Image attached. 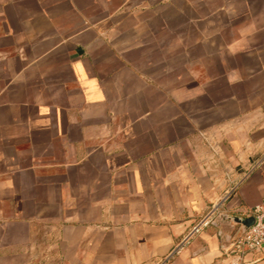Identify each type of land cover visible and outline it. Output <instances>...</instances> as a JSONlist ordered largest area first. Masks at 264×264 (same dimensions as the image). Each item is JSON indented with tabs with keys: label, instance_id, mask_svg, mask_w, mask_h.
Masks as SVG:
<instances>
[{
	"label": "crops",
	"instance_id": "crops-1",
	"mask_svg": "<svg viewBox=\"0 0 264 264\" xmlns=\"http://www.w3.org/2000/svg\"><path fill=\"white\" fill-rule=\"evenodd\" d=\"M263 202L264 0H0V264H223Z\"/></svg>",
	"mask_w": 264,
	"mask_h": 264
},
{
	"label": "built area",
	"instance_id": "built-area-1",
	"mask_svg": "<svg viewBox=\"0 0 264 264\" xmlns=\"http://www.w3.org/2000/svg\"><path fill=\"white\" fill-rule=\"evenodd\" d=\"M223 213L222 204L211 207L206 211L194 227L187 234L182 243V248L212 224L219 220ZM250 217H254L256 224L245 234L236 239L231 247L223 250V264H245L249 256L259 253L264 247V202L248 212Z\"/></svg>",
	"mask_w": 264,
	"mask_h": 264
},
{
	"label": "water",
	"instance_id": "water-1",
	"mask_svg": "<svg viewBox=\"0 0 264 264\" xmlns=\"http://www.w3.org/2000/svg\"><path fill=\"white\" fill-rule=\"evenodd\" d=\"M219 219L222 220V221L231 222L234 225L239 227V233H238L237 237L235 238V240L238 239L243 234H245L247 231H249L256 224V220H255L254 217L241 218V217H238V216H232V215H228V214H221L219 216Z\"/></svg>",
	"mask_w": 264,
	"mask_h": 264
}]
</instances>
